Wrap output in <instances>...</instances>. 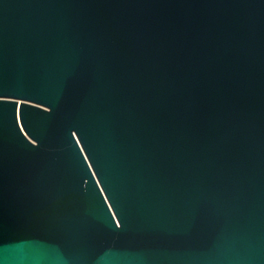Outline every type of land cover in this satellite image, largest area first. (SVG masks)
Wrapping results in <instances>:
<instances>
[{
    "label": "water",
    "instance_id": "1",
    "mask_svg": "<svg viewBox=\"0 0 264 264\" xmlns=\"http://www.w3.org/2000/svg\"><path fill=\"white\" fill-rule=\"evenodd\" d=\"M0 264H264V0H0Z\"/></svg>",
    "mask_w": 264,
    "mask_h": 264
},
{
    "label": "bare ground",
    "instance_id": "2",
    "mask_svg": "<svg viewBox=\"0 0 264 264\" xmlns=\"http://www.w3.org/2000/svg\"><path fill=\"white\" fill-rule=\"evenodd\" d=\"M20 101H21V99H20ZM44 108H46L45 106H43ZM22 127V126H21ZM23 131H24V133L27 135V137L31 140V141H33L34 143H36L37 141L36 140H34L24 129H23Z\"/></svg>",
    "mask_w": 264,
    "mask_h": 264
}]
</instances>
